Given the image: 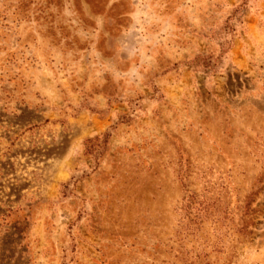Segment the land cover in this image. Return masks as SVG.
I'll return each mask as SVG.
<instances>
[{
	"label": "rangeland",
	"instance_id": "1",
	"mask_svg": "<svg viewBox=\"0 0 264 264\" xmlns=\"http://www.w3.org/2000/svg\"><path fill=\"white\" fill-rule=\"evenodd\" d=\"M0 264H264V0H0Z\"/></svg>",
	"mask_w": 264,
	"mask_h": 264
}]
</instances>
